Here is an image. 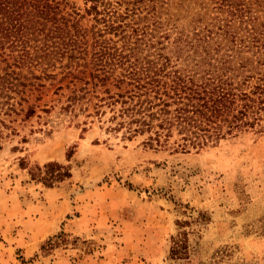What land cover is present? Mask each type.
Listing matches in <instances>:
<instances>
[{"label":"rangeland","instance_id":"374dc122","mask_svg":"<svg viewBox=\"0 0 264 264\" xmlns=\"http://www.w3.org/2000/svg\"><path fill=\"white\" fill-rule=\"evenodd\" d=\"M16 55L0 49V74L23 82L0 97V264H264V122L199 151L149 146L106 130L98 87L35 80ZM51 162L68 175L47 186Z\"/></svg>","mask_w":264,"mask_h":264},{"label":"trees","instance_id":"16d2710c","mask_svg":"<svg viewBox=\"0 0 264 264\" xmlns=\"http://www.w3.org/2000/svg\"><path fill=\"white\" fill-rule=\"evenodd\" d=\"M84 4L82 15L68 0H0V49L17 51L18 68L39 70L29 71L35 80L70 76L98 87L95 113L108 112L106 130L127 140L147 135L149 146L172 139L181 152L199 151L264 122V0ZM20 77L0 74V97L18 92ZM83 89L71 91L67 107ZM44 168L47 186L68 175L57 162Z\"/></svg>","mask_w":264,"mask_h":264},{"label":"crops","instance_id":"0c3cea01","mask_svg":"<svg viewBox=\"0 0 264 264\" xmlns=\"http://www.w3.org/2000/svg\"><path fill=\"white\" fill-rule=\"evenodd\" d=\"M42 235H43V236H42ZM48 235H49V232H47V233L45 232V234H44V232H41L40 240H42V239L44 240ZM33 239H35V236H33ZM30 244H32V242H31ZM30 244H29V245H30Z\"/></svg>","mask_w":264,"mask_h":264}]
</instances>
